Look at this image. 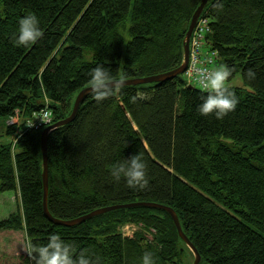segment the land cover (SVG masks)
<instances>
[{
	"label": "trees",
	"instance_id": "trees-1",
	"mask_svg": "<svg viewBox=\"0 0 264 264\" xmlns=\"http://www.w3.org/2000/svg\"><path fill=\"white\" fill-rule=\"evenodd\" d=\"M200 2L0 0V138H7L0 144V194L19 195L17 211L0 221V264H38L32 249L53 234L72 246L74 257L86 251L93 264H141L146 251L156 264L192 263L164 210H116L72 227L50 222L42 210L44 128L26 129L25 121L44 107L51 125L67 118L97 66L110 71L105 83L177 69ZM27 13L39 18L44 35L21 47L15 34ZM201 16L208 20L201 49L217 54L213 68L229 66L228 81L240 76L251 92L229 88L239 103L223 120L198 113L207 92L188 86L185 72L104 89L108 95L99 100L89 93L73 121L47 136V209L69 221L109 206L161 205L176 214L200 264H264V0H209ZM249 69L256 73L250 81ZM16 112L19 124L8 125ZM220 136L239 144L237 152L216 143ZM138 152L148 166L143 189L109 171ZM125 226L133 228L131 236L123 235Z\"/></svg>",
	"mask_w": 264,
	"mask_h": 264
},
{
	"label": "clouds",
	"instance_id": "clouds-1",
	"mask_svg": "<svg viewBox=\"0 0 264 264\" xmlns=\"http://www.w3.org/2000/svg\"><path fill=\"white\" fill-rule=\"evenodd\" d=\"M215 6L223 7L220 3ZM43 35L40 20L34 13H27L19 18L15 34V42L18 46L34 45ZM194 72L201 79L207 92L201 98V103L197 108L198 113L201 116L213 115L216 120H223L237 108L239 103L236 94L227 87V82L233 75V69L227 65H220L211 70L203 67L195 68ZM244 75L249 81L256 78V73L251 69ZM109 78L110 71L103 66H97L91 70L90 83L97 92L98 100L108 95L104 89L105 82ZM139 98L147 99V96L140 93ZM147 167L143 155L138 152L136 155L111 165L109 171L115 180L123 179L129 186L143 189L150 182ZM32 250L37 256L38 264H93L92 258L86 251H82L78 257H74L72 246L58 234L51 235L45 244L39 247L34 246ZM141 264H156V259L151 252L146 251L141 257Z\"/></svg>",
	"mask_w": 264,
	"mask_h": 264
},
{
	"label": "water",
	"instance_id": "water-1",
	"mask_svg": "<svg viewBox=\"0 0 264 264\" xmlns=\"http://www.w3.org/2000/svg\"><path fill=\"white\" fill-rule=\"evenodd\" d=\"M208 2H209V0H201L200 5L198 6V8L196 9V11L194 12V14L191 18V21L189 23L188 29H187L186 34H185V39L183 42V63L177 69H175L171 72H168V73H164V74L153 76V77H147V78H143V79L128 80V81H124V82L122 81V82L105 83L106 84L105 89L118 88V87H122V86H136V85H142V84L157 83V82L165 81L168 79H174L177 76L182 75L185 72L187 65H188L189 40H190L191 34L193 33L195 26L197 24V21L201 17V15H202V13H203ZM95 91L96 90H94L93 86H90V87H87V88L81 90L77 94V96L74 100L73 108H72L70 115L67 118H65L64 120H61V121H59L53 125L46 127L40 133V151H41V156H42L41 180H42V188H43L42 210H43L45 217L55 225H61L64 227H72V226H76L78 224H81L90 218H93V217H96L99 215H103V214H106V213H109L112 211H116V210H125V209H131V208H136V207H147V208L164 210L171 217V219L175 225V228L177 230L179 238L184 242V244L192 252L193 257H194L192 264H200L201 258L199 256V254L197 253V251L194 249V247L190 244L189 240L183 234L181 227H180V224L178 222V219L176 217V214L170 208H167V207H164L161 205H157V204H153V203H131V204H124V205L109 206V207H105L102 209L95 210V211L89 213L88 215H85L83 217H80V218H77L74 220H69V221L56 220V219L52 218L51 215L49 214L48 209H47V195H48L47 136L52 130L71 123L73 121L83 99L89 93L95 92Z\"/></svg>",
	"mask_w": 264,
	"mask_h": 264
},
{
	"label": "built area",
	"instance_id": "built-area-1",
	"mask_svg": "<svg viewBox=\"0 0 264 264\" xmlns=\"http://www.w3.org/2000/svg\"><path fill=\"white\" fill-rule=\"evenodd\" d=\"M207 31L208 20L201 16L197 21L189 43V60L183 77L188 86H196L203 91H206V89L204 88L199 76L194 72V69L200 67L207 68L209 70L214 69L213 63L217 58V54L214 51L207 53L203 52L201 49V46L203 45L202 39ZM52 117L53 115L51 110L48 107H44L39 112L33 113L30 118L25 121L26 129L39 130L41 128H45L46 126L52 124ZM17 122L18 116L16 115L8 121V125H17ZM126 228H128V226H125L122 229V232H124ZM131 234H126V236H131Z\"/></svg>",
	"mask_w": 264,
	"mask_h": 264
},
{
	"label": "rangeland",
	"instance_id": "rangeland-1",
	"mask_svg": "<svg viewBox=\"0 0 264 264\" xmlns=\"http://www.w3.org/2000/svg\"><path fill=\"white\" fill-rule=\"evenodd\" d=\"M128 27H129V22L126 23V28L128 29ZM192 35L193 34H191L189 43L191 41ZM128 40H129V37H128L127 33H125L124 34V44L125 45L127 44ZM189 51H190V46H189ZM84 61H86V62H90L91 61L90 54L85 53ZM227 87L228 88H240L242 91L251 92V90L244 84V82H243V80H242V78L240 76L236 77L235 79H233L231 81H228L227 82ZM16 115H19V113L16 112ZM19 122H20V120H19ZM19 122H17V124H19ZM0 132H1V130H0ZM19 134H20V132L17 130V131H15L14 136L16 135L15 137H17ZM15 137L11 141H13L15 139ZM6 142H7V138H5V136L0 138V144L1 143H6ZM216 143H219V144H222V145L230 147L233 152H237L238 148L240 147V145L239 144H235L234 141H232L230 139H227V138H224V137H221V136L218 137ZM15 196H17V194L15 192H6V193H3V194H0V221L4 220V218L8 217L11 212H14L16 210L17 206L15 205V201H14V197ZM2 198H4V199L6 198L7 199L6 204H2L3 203V202H1ZM18 198L19 197H17L16 199H18ZM132 231H133V228L131 226H128V228H126L124 230L123 235L124 236H126V234L129 235V234L132 233ZM193 260H192V263H193ZM190 263H191V260H190ZM202 264H206V263H202Z\"/></svg>",
	"mask_w": 264,
	"mask_h": 264
},
{
	"label": "crops",
	"instance_id": "crops-1",
	"mask_svg": "<svg viewBox=\"0 0 264 264\" xmlns=\"http://www.w3.org/2000/svg\"><path fill=\"white\" fill-rule=\"evenodd\" d=\"M0 130H1V132L0 133H3V125L0 123ZM18 197V195L17 196H15L14 197V201H15V205L17 206V208H16V210L14 211V212H11L9 215H11V214H13V213H15L16 211H17V209H18V205H19V200L18 199H16ZM1 202H3L2 204H6V202H7V199L5 198H2L1 199ZM9 217V216H8ZM8 217H6V218H8ZM6 218H4V219H6Z\"/></svg>",
	"mask_w": 264,
	"mask_h": 264
},
{
	"label": "bare ground",
	"instance_id": "bare-ground-1",
	"mask_svg": "<svg viewBox=\"0 0 264 264\" xmlns=\"http://www.w3.org/2000/svg\"><path fill=\"white\" fill-rule=\"evenodd\" d=\"M48 126H50V125H48ZM48 126H46V127H48ZM46 127H45V128H46ZM45 128H44V129H45Z\"/></svg>",
	"mask_w": 264,
	"mask_h": 264
}]
</instances>
